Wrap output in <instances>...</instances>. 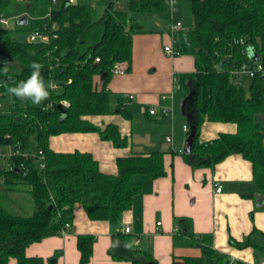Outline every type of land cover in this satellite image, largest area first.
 Here are the masks:
<instances>
[{"label":"trees","instance_id":"1","mask_svg":"<svg viewBox=\"0 0 264 264\" xmlns=\"http://www.w3.org/2000/svg\"><path fill=\"white\" fill-rule=\"evenodd\" d=\"M32 2L21 5L16 0H0V17L10 10L25 13L29 5L37 3L36 7L42 1ZM50 3L48 0L43 9L31 12L29 30L48 32L47 42H20L10 30L0 27V97L7 92L3 85L13 87L30 77L33 62L42 65L40 75L46 86L49 81L56 84L55 90L47 89L49 96L39 105L12 96L9 110H0V147L12 149L11 167L0 169V178L10 190L20 183L28 184L34 201V211L28 216L13 213L0 203V264H9L11 258L19 264H45L41 256H28L27 248L68 232L77 202L83 204L91 219L117 224L141 192L135 175L158 178L166 174L163 151L119 156L117 172L109 173L101 170L91 152L56 151L51 137L68 132H98L116 147L130 145L117 124L101 125L90 116L118 113L132 119V112L124 107L126 98L114 95L108 83L117 63L132 62L134 35L143 31L134 14L163 12L168 0H129L128 12L115 9L114 0H108L98 21L92 20L90 3L59 0L48 11ZM191 5L194 25L173 34L179 54L194 55L196 65L195 71L176 76V85L182 87L185 98L192 93L188 104L190 129L182 153L193 168L213 167L229 154L241 153L253 163L254 178L241 184L240 193L255 198L264 194V126L255 118L264 113V71L254 70L248 88L237 82L234 72L243 67L253 70L257 63L264 70V0H192ZM99 74L103 75L101 89L95 87L94 81ZM115 96L116 106L112 99ZM205 120L236 123L237 131L201 141ZM180 223L183 229L188 226L184 218ZM120 235L117 233L109 249L115 259L158 264L151 246L136 244L135 237L123 239L127 247L120 248ZM190 236L202 255L171 264H251L232 261L204 244L201 236ZM95 240L92 234H78L81 264L90 261ZM230 241L239 248L251 246L264 251V231L256 227L242 241ZM59 254L56 252L53 259Z\"/></svg>","mask_w":264,"mask_h":264},{"label":"crops","instance_id":"2","mask_svg":"<svg viewBox=\"0 0 264 264\" xmlns=\"http://www.w3.org/2000/svg\"><path fill=\"white\" fill-rule=\"evenodd\" d=\"M173 8L178 10L176 3ZM170 27L163 32L143 28L136 33L132 62H121L125 72L114 73L108 83L114 95L126 98L124 107L132 112V119L118 113L90 116L101 125L117 124L130 145L116 147L98 132H68L51 137V146L56 151L91 152L101 170L109 173L117 172L119 156L163 151L166 174L158 178L142 173L135 175L141 192L135 195L132 207L124 211L117 224L91 219L83 204L77 202L68 232L31 244L26 251L28 256H41L45 264H81L77 236L92 234L96 240L87 264H132L109 253L114 237L120 232L117 242L122 249L127 247L123 239L139 237V245L151 246L158 264L183 263L186 257L202 255L201 248L194 245L190 236L195 233L204 239V244L226 254L232 261L264 263V256L257 254L264 251L251 246L239 248L230 241L231 238L242 241L254 227L264 231V194L246 198L240 193L241 184L254 178L253 163L241 153H231L213 167L193 168L182 153L188 139L183 127L187 124L190 128V125L183 110L181 114L177 107L176 89L180 86L176 85V76L195 71L196 65L192 54L171 56L165 52V45L173 41ZM94 81L95 87L101 89L103 75H96ZM112 99L116 106V96ZM164 106L172 107L171 116L161 115ZM151 108L157 109L156 115L150 114ZM236 131V123L205 120L200 139L209 141L220 133ZM168 136L172 137L171 142L167 141ZM217 185L223 187L222 191H217ZM182 218L188 223L186 229L180 223ZM126 226L131 230L128 233L124 231ZM58 251L60 254L54 260ZM9 264L19 263L11 258Z\"/></svg>","mask_w":264,"mask_h":264},{"label":"rangeland","instance_id":"3","mask_svg":"<svg viewBox=\"0 0 264 264\" xmlns=\"http://www.w3.org/2000/svg\"><path fill=\"white\" fill-rule=\"evenodd\" d=\"M21 5L32 4V0H16ZM36 7H28L27 12H21L16 10H10L4 13V17L9 20V25H4L0 22V27L6 28L11 31L12 37L20 42H26L29 30L31 28V23L33 15L31 12L33 10H38V8L43 9L44 5L47 4L48 0H41ZM192 0H176L177 11L172 9L171 5H168L167 9L163 12L157 14H147V13H135L134 17L136 20L143 25L144 29L149 30H159L163 32L164 28H168L172 22H181L183 25V31L189 30L194 25V18L192 13ZM79 3H90L92 6L91 17L93 21H98L103 16L108 0H76ZM44 4V5H43ZM52 8V6L50 7ZM114 8L120 11H129V0H114ZM29 18L27 23H21V18L23 16ZM237 82L242 83L246 88L249 87L251 83V76L245 71V73H238L236 75ZM115 98V97H114ZM12 102V95L8 92L4 96L0 97V110L8 111L10 108V103ZM185 102V94L182 87L176 89V103L181 111ZM256 120L264 126V113H258L255 116ZM188 122V121H187ZM12 149L10 146L0 147V169L10 168V156ZM0 203L9 211L13 213H19L21 215H31L34 211V201L29 191V185L25 183H20L15 186L14 190L8 189L5 182L0 178ZM258 255L264 256V253L257 252Z\"/></svg>","mask_w":264,"mask_h":264},{"label":"built area","instance_id":"4","mask_svg":"<svg viewBox=\"0 0 264 264\" xmlns=\"http://www.w3.org/2000/svg\"><path fill=\"white\" fill-rule=\"evenodd\" d=\"M22 1H26V0H22ZM59 2V0H51V3H50V7L51 5H55ZM69 3H76V0H68ZM176 3V0H168V5H171V6H174ZM51 9V8H50ZM50 11V10H49ZM50 14V13H49ZM48 14V15H49ZM0 22L4 25H9V20L6 19L4 16L0 17ZM53 28L56 29L57 28V25L56 23L53 24ZM183 25L181 22H176V23H172L171 24V27H170V31H171V35L173 36V34L177 31H181L183 30ZM50 38V34L48 32H44L42 31L41 29H35L31 32H29V35H28V38H27V41L28 42H47ZM165 49V52L171 56H174V55H180L179 54V51L175 48V45H174V39L172 41L171 44H167L165 45L164 47ZM96 61H100V58H96ZM125 67L122 66V63H117L114 67V72L115 73H124L125 72ZM254 70H261V71H264L263 70V66L261 63H257L256 66H255V69L253 70H250V69H246L245 67L242 68V70H237L235 71V75H237L238 73H245V71L247 73L250 74V76H252L254 74ZM130 98H132L133 96L130 95L129 96ZM166 98L165 96H163V99ZM63 104L64 105H68V102L67 101H63ZM150 114H153V115H156L157 114V109L156 108H151L149 110ZM161 115L163 117H169L173 114V109L171 106H164L161 111H160ZM184 131L186 132H189V126L186 124L184 125ZM167 141L168 142H171L172 141V137L171 136H168L167 137ZM223 187L221 185H217V191H222ZM160 224V222H159ZM124 231L125 232H130V227L126 226L124 228ZM67 233V231H63V234L65 235ZM141 242V239L139 237L136 238L135 240V243L136 244H139ZM264 264V263H262Z\"/></svg>","mask_w":264,"mask_h":264},{"label":"clouds","instance_id":"5","mask_svg":"<svg viewBox=\"0 0 264 264\" xmlns=\"http://www.w3.org/2000/svg\"><path fill=\"white\" fill-rule=\"evenodd\" d=\"M42 65L33 62L31 64L32 73L26 81L19 82L16 86L9 87L7 84L3 85L7 92L19 98L20 100H30L32 104L39 105L42 101L48 98L49 91L47 89L51 88L55 90L56 84L52 81L45 85L44 80L40 75V69ZM4 72H7V68H4Z\"/></svg>","mask_w":264,"mask_h":264},{"label":"water","instance_id":"6","mask_svg":"<svg viewBox=\"0 0 264 264\" xmlns=\"http://www.w3.org/2000/svg\"><path fill=\"white\" fill-rule=\"evenodd\" d=\"M21 23H27L28 22V17L27 16H23L21 19ZM192 97V93L189 94V96L187 98H185V102L183 105V113L188 117L191 118V114L188 112V104H189V99ZM62 104V103H61ZM60 104V107H62V105Z\"/></svg>","mask_w":264,"mask_h":264}]
</instances>
